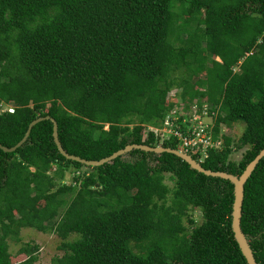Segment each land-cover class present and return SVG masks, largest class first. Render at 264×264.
Returning a JSON list of instances; mask_svg holds the SVG:
<instances>
[{
	"label": "trees",
	"instance_id": "1",
	"mask_svg": "<svg viewBox=\"0 0 264 264\" xmlns=\"http://www.w3.org/2000/svg\"><path fill=\"white\" fill-rule=\"evenodd\" d=\"M173 88L186 108L207 102L215 118L223 145L201 165L241 175L264 149V0H0L3 146L44 116L63 148L86 160L157 146L155 131H143L177 105ZM238 122L236 141L220 135ZM52 133L44 120L17 150L0 149V264H40L38 245L9 250L23 228L57 234L63 255L52 264H247L228 180L141 150L85 166L62 156ZM241 228L264 264V158L245 184Z\"/></svg>",
	"mask_w": 264,
	"mask_h": 264
},
{
	"label": "water",
	"instance_id": "2",
	"mask_svg": "<svg viewBox=\"0 0 264 264\" xmlns=\"http://www.w3.org/2000/svg\"><path fill=\"white\" fill-rule=\"evenodd\" d=\"M44 120H50L53 123L52 135H53L54 143L56 144L59 153L62 156H64L66 159L79 162L85 166H101L105 163L112 162L113 160H115L116 158L120 156H125L126 154L130 153L133 150H141L144 152H150L154 154H162V153L174 154L175 156H177L178 158L186 162L190 166L191 169L196 170L199 173H202L206 176L218 177L224 180H228L233 185L234 200L232 203V212H231V229L234 234V239L237 242L239 249L242 255L244 256L247 264H258L254 257V252L250 246L249 240L241 228V217H242V207H243V201H244L245 184L247 180L249 179V177L251 176L252 172L255 170L260 160L264 158V149H262L259 152V154L246 166L243 173L239 176L230 174L224 171H212V170L205 169L201 165V162L194 159L192 155L185 153V152H181L178 149L165 147L163 145L149 146L145 144H130V145H127L125 148L120 149L114 152L112 155L105 157L103 159L86 160L79 156L69 154L63 148L59 140V136H58V124L56 120L52 118L51 116H44V117L36 118L30 123L25 136L20 142H18L13 147H6L0 144V149H2L4 152H13L17 150V148L22 146L27 141L32 128L37 123L44 121Z\"/></svg>",
	"mask_w": 264,
	"mask_h": 264
},
{
	"label": "built area",
	"instance_id": "3",
	"mask_svg": "<svg viewBox=\"0 0 264 264\" xmlns=\"http://www.w3.org/2000/svg\"><path fill=\"white\" fill-rule=\"evenodd\" d=\"M205 104L208 103L204 102L201 107L199 104H193V107L190 105L189 108H186L185 104L186 113L184 114H179L178 110L173 112L178 107L175 105L164 116L161 128L158 129L161 130L159 139L162 141L173 139L179 151L198 154L199 162L207 157L208 149L219 148L223 145L221 136L214 135L215 118L209 113V109L205 108ZM8 111L13 112V109L9 108ZM207 117L210 119V124L205 123ZM220 135L223 134L220 132Z\"/></svg>",
	"mask_w": 264,
	"mask_h": 264
},
{
	"label": "rangeland",
	"instance_id": "4",
	"mask_svg": "<svg viewBox=\"0 0 264 264\" xmlns=\"http://www.w3.org/2000/svg\"><path fill=\"white\" fill-rule=\"evenodd\" d=\"M217 60H219V58H217ZM237 70V69H236ZM179 89L177 88H173L169 95L170 98H173L174 102H176V104L178 105V107H176L173 112H175L176 110L179 111V114H184L186 113V110H184L185 108V100L181 97V96H176L177 93L180 94L181 91H178ZM177 97V98H175ZM175 98V99H174ZM193 104H198V102H192L191 105L193 107ZM176 105V106H177ZM49 106V105H48ZM205 108L209 109V104H205L204 105ZM172 112V113H173ZM210 119H206L205 123H209L210 124ZM161 128V123L160 125L157 126H153V125H147L143 131L144 136H146L148 134V132L152 129L153 131H155L154 133L157 134L156 136L160 137V131L158 130ZM105 129H108V126L105 127ZM220 132L221 134H225L227 136H230L232 138H234V140L236 141L240 135H242L244 129H245V124L238 122L236 124H234L231 127H227L222 125L220 127ZM165 134V133H164ZM162 136V135H161ZM167 138V135H166ZM162 142V139H160V143ZM244 152V149L241 150H235L231 156L230 159L233 161H239L242 153ZM124 158H129L126 156H124ZM72 179V175L70 172H66L65 174V179L64 182L65 183H69ZM170 187L173 186L172 181H170L168 178L165 181ZM193 218L196 219V221H200L201 220V213L198 210H195L192 213ZM76 236L72 235L69 240H73L75 239ZM20 239L21 242H15L12 241L11 239H8V244H9V250L12 254L16 255V253L18 252L19 248L22 246V244L25 243H31V244H35L38 245L39 250H38V260L37 263L40 264H52V261L54 258L58 257V256H62L63 255V251L60 249V245H61V239L57 236V234L55 232H48V233H43L40 231H37L33 228H23L20 231Z\"/></svg>",
	"mask_w": 264,
	"mask_h": 264
},
{
	"label": "clouds",
	"instance_id": "5",
	"mask_svg": "<svg viewBox=\"0 0 264 264\" xmlns=\"http://www.w3.org/2000/svg\"><path fill=\"white\" fill-rule=\"evenodd\" d=\"M9 108H12V109H13V112H14V108H13V107L5 106V105L3 106L2 111H3V112L6 111V110L8 111ZM8 112H10V111H8ZM13 112H11V113H13ZM159 145H162V144L160 143ZM176 149H177V148H176ZM190 155H191V154H190Z\"/></svg>",
	"mask_w": 264,
	"mask_h": 264
}]
</instances>
